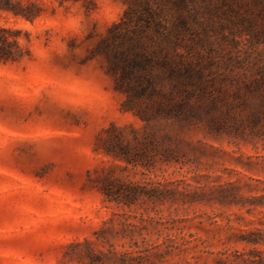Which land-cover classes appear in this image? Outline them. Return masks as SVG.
Returning <instances> with one entry per match:
<instances>
[{"label": "rangeland", "instance_id": "374dc122", "mask_svg": "<svg viewBox=\"0 0 264 264\" xmlns=\"http://www.w3.org/2000/svg\"><path fill=\"white\" fill-rule=\"evenodd\" d=\"M0 29V264H264L261 1L0 0Z\"/></svg>", "mask_w": 264, "mask_h": 264}, {"label": "trees", "instance_id": "16d2710c", "mask_svg": "<svg viewBox=\"0 0 264 264\" xmlns=\"http://www.w3.org/2000/svg\"><path fill=\"white\" fill-rule=\"evenodd\" d=\"M8 1V0H5ZM261 1L264 8V0ZM128 13H126L127 16ZM7 29H0V63H7L9 61H21L24 58V52L17 40L10 41ZM169 42V38H165ZM15 47V50L13 49ZM158 109L164 113L166 117H178L183 114L182 107L180 110H175L171 105L161 104Z\"/></svg>", "mask_w": 264, "mask_h": 264}]
</instances>
